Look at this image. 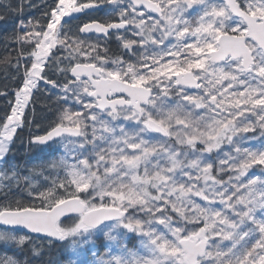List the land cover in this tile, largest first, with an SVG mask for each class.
<instances>
[{"label":"snow or ice","instance_id":"obj_1","mask_svg":"<svg viewBox=\"0 0 264 264\" xmlns=\"http://www.w3.org/2000/svg\"><path fill=\"white\" fill-rule=\"evenodd\" d=\"M34 7L0 0V264H264V0ZM39 91L60 154L21 166Z\"/></svg>","mask_w":264,"mask_h":264},{"label":"trees","instance_id":"obj_2","mask_svg":"<svg viewBox=\"0 0 264 264\" xmlns=\"http://www.w3.org/2000/svg\"><path fill=\"white\" fill-rule=\"evenodd\" d=\"M53 0H32V3L36 5V7L32 8L29 10L28 14H30L32 17L35 18H41V13L46 11L45 5H50L52 4ZM104 19L105 17L101 16V14L95 13V12H88L87 14L83 15L80 18V21H87L90 19ZM14 26V20L9 19L7 22H0V35H4L6 33H10L12 28ZM110 49L112 50L113 53L117 51V45L116 42L113 41L109 45ZM5 55V47L2 43H0V57ZM12 73L9 72L8 79H5V72L3 65H0V89H4L5 87L8 88L9 90V99L12 98L11 96V90L16 87L18 81H14L11 79ZM34 102L30 105L28 111H27V116L29 119H34L35 124L31 126L30 129V134H34L35 131H38L37 133L44 131L48 125L52 122L53 119H55L56 115V109L57 105L54 102L53 98H49V95L46 94V99L43 98L42 94H38L34 96L33 98ZM35 109V113L33 115L32 109ZM8 110V105L4 97L0 96V113H5ZM38 125V127H37ZM28 127L24 128L23 131H18V136L25 138L27 135V129ZM51 149V148H50ZM46 150H48L46 148ZM21 152V148L17 147V152ZM55 154L53 151L50 153H46V161L53 155ZM256 168L260 169L259 167H254L251 171L253 173H256ZM47 174V173H46ZM62 252L61 247L57 244L54 245L52 248V256L53 258L59 257Z\"/></svg>","mask_w":264,"mask_h":264},{"label":"water","instance_id":"obj_3","mask_svg":"<svg viewBox=\"0 0 264 264\" xmlns=\"http://www.w3.org/2000/svg\"><path fill=\"white\" fill-rule=\"evenodd\" d=\"M74 15H76V14H74ZM65 19H68V18H65Z\"/></svg>","mask_w":264,"mask_h":264},{"label":"flooded vegetation","instance_id":"obj_4","mask_svg":"<svg viewBox=\"0 0 264 264\" xmlns=\"http://www.w3.org/2000/svg\"><path fill=\"white\" fill-rule=\"evenodd\" d=\"M113 41V40H112Z\"/></svg>","mask_w":264,"mask_h":264}]
</instances>
